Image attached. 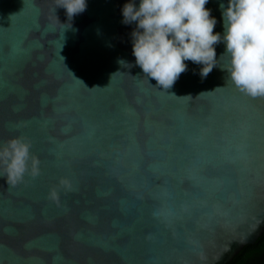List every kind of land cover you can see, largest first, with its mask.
<instances>
[{"label": "water", "instance_id": "1", "mask_svg": "<svg viewBox=\"0 0 264 264\" xmlns=\"http://www.w3.org/2000/svg\"><path fill=\"white\" fill-rule=\"evenodd\" d=\"M129 2L69 21L53 0H0V144L27 137L40 161L0 178V264H228L264 234V98L233 86L223 43L207 77L185 61L158 88ZM221 4L205 7L223 35Z\"/></svg>", "mask_w": 264, "mask_h": 264}, {"label": "clouds", "instance_id": "2", "mask_svg": "<svg viewBox=\"0 0 264 264\" xmlns=\"http://www.w3.org/2000/svg\"><path fill=\"white\" fill-rule=\"evenodd\" d=\"M55 13L63 8L69 21L83 13L87 0H53ZM208 0H140L122 8L125 25L135 22L132 54L144 77L153 79L164 91L173 87L187 71L185 61L202 65L207 77L217 66L215 45L223 43L228 63L223 68L233 86L252 98L264 97V0H228L220 5L224 34L214 33L217 23L205 7ZM121 64H125L123 60ZM130 65V64H129ZM132 66V65H130ZM27 137L17 136L0 144V178L15 187L40 174L39 159L31 152ZM60 186L70 189L67 179ZM48 198L58 200L56 187Z\"/></svg>", "mask_w": 264, "mask_h": 264}, {"label": "trees", "instance_id": "3", "mask_svg": "<svg viewBox=\"0 0 264 264\" xmlns=\"http://www.w3.org/2000/svg\"><path fill=\"white\" fill-rule=\"evenodd\" d=\"M228 264H264V234L254 244L246 245Z\"/></svg>", "mask_w": 264, "mask_h": 264}, {"label": "snow or ice", "instance_id": "4", "mask_svg": "<svg viewBox=\"0 0 264 264\" xmlns=\"http://www.w3.org/2000/svg\"><path fill=\"white\" fill-rule=\"evenodd\" d=\"M258 98H264V97H258Z\"/></svg>", "mask_w": 264, "mask_h": 264}]
</instances>
